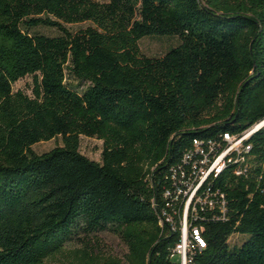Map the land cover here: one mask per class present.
Here are the masks:
<instances>
[{
    "label": "trees",
    "instance_id": "trees-1",
    "mask_svg": "<svg viewBox=\"0 0 264 264\" xmlns=\"http://www.w3.org/2000/svg\"><path fill=\"white\" fill-rule=\"evenodd\" d=\"M149 36L179 44L148 56ZM28 76L32 94L15 90ZM263 120L264 0H0V264H44L106 229L127 262L80 249L69 264H173L179 237L154 207L172 168L194 140ZM83 136L103 141L101 161L81 152ZM246 143L247 173L233 174L238 159L216 178L228 214L200 220L195 264H264V124Z\"/></svg>",
    "mask_w": 264,
    "mask_h": 264
},
{
    "label": "built area",
    "instance_id": "built-area-1",
    "mask_svg": "<svg viewBox=\"0 0 264 264\" xmlns=\"http://www.w3.org/2000/svg\"><path fill=\"white\" fill-rule=\"evenodd\" d=\"M264 120L250 128L261 127ZM226 133L211 141H193L182 155L180 166L172 168L161 193L168 210H159L169 233L175 224L186 225V232L175 245L169 248V259L175 264H192V255L201 253V236L205 227L200 220L209 215L213 220H225L228 214L226 193L216 186L218 165L229 159H243V166L236 176H242L249 169L248 155L251 144H246L247 131ZM190 204H199V222L189 220ZM154 207L159 208L154 197Z\"/></svg>",
    "mask_w": 264,
    "mask_h": 264
},
{
    "label": "rangeland",
    "instance_id": "rangeland-1",
    "mask_svg": "<svg viewBox=\"0 0 264 264\" xmlns=\"http://www.w3.org/2000/svg\"><path fill=\"white\" fill-rule=\"evenodd\" d=\"M107 1V0H97ZM86 24L81 25H68L72 30H76ZM40 32L48 35H58L60 31L54 28H40ZM179 44V38L176 36H149L140 40L139 45L142 52L148 56H161L171 48ZM33 77L28 76L14 84L15 90H24L32 94ZM216 108L212 110L208 116L216 114ZM62 137H56L49 141H42L33 146V150L42 154L62 145ZM103 141L98 138L85 137L81 138V152L95 161L102 159ZM86 249L89 253L97 256L100 259L118 258L125 262L128 261L130 251L127 244L121 235L113 230L106 229L96 232L86 233L79 232L75 238L69 242L62 252L48 258L44 264H69L74 258L76 251Z\"/></svg>",
    "mask_w": 264,
    "mask_h": 264
},
{
    "label": "bare ground",
    "instance_id": "bare-ground-1",
    "mask_svg": "<svg viewBox=\"0 0 264 264\" xmlns=\"http://www.w3.org/2000/svg\"><path fill=\"white\" fill-rule=\"evenodd\" d=\"M259 127H255V128H250V130L247 131V135H246V141L249 140V138L251 137V135L258 129ZM229 133V132H226ZM226 133H223L222 135H225ZM222 135L220 137H222ZM216 138H208V139H200V140H196V141H211V140H215ZM247 144V143H246ZM185 154V153H184ZM238 159H229L226 160V162H224L221 165H218L217 167V176L216 178L225 170V168L227 167V165L237 161ZM182 161V159H181ZM181 161L179 163H177V165L173 168H177L178 166H180ZM172 172V170H171ZM163 198H164V193H163ZM159 213V210H168V203H164V207H162V209H159L157 207H155ZM199 213V204H190V211H189V220L193 222V218L196 217ZM159 218H160V225L164 226L165 225V221L163 219V216L160 215L159 213ZM173 232H176L178 234L179 239L182 238V236H184L185 232H186V225L183 224H175V229L172 230ZM178 239V240H179ZM201 250L205 249L207 247V241L206 238L204 237V235L201 236ZM197 253H194V255H192V264H195V257H196ZM173 264H175V260H172Z\"/></svg>",
    "mask_w": 264,
    "mask_h": 264
}]
</instances>
